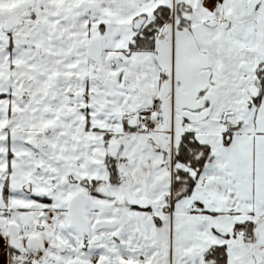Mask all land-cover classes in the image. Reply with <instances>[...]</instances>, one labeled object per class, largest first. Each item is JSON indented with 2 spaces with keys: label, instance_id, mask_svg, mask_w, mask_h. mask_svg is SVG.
<instances>
[{
  "label": "snow or ice",
  "instance_id": "snow-or-ice-1",
  "mask_svg": "<svg viewBox=\"0 0 264 264\" xmlns=\"http://www.w3.org/2000/svg\"><path fill=\"white\" fill-rule=\"evenodd\" d=\"M0 264H264V0H0Z\"/></svg>",
  "mask_w": 264,
  "mask_h": 264
}]
</instances>
